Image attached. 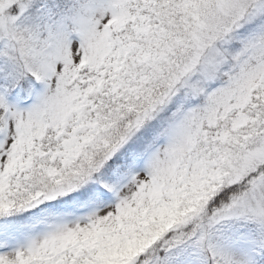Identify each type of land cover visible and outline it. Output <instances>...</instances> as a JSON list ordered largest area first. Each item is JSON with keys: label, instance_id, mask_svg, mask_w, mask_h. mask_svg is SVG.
I'll list each match as a JSON object with an SVG mask.
<instances>
[{"label": "snow or ice", "instance_id": "1", "mask_svg": "<svg viewBox=\"0 0 264 264\" xmlns=\"http://www.w3.org/2000/svg\"><path fill=\"white\" fill-rule=\"evenodd\" d=\"M0 264H264V0H0Z\"/></svg>", "mask_w": 264, "mask_h": 264}]
</instances>
